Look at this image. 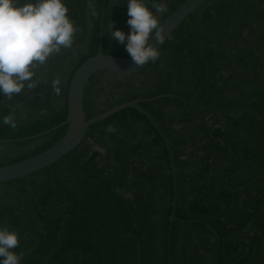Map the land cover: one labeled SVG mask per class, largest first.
<instances>
[{"label":"trees","instance_id":"1","mask_svg":"<svg viewBox=\"0 0 264 264\" xmlns=\"http://www.w3.org/2000/svg\"><path fill=\"white\" fill-rule=\"evenodd\" d=\"M185 1L166 0L160 24ZM65 2L80 30L72 48L37 69L49 83L12 100L0 94V118L14 112L17 124L0 123V168L65 136L66 125L52 129L66 121L73 75L100 51L101 24L102 52L130 58L108 28L114 21L113 30L130 32L127 0ZM162 95L175 96L140 105L170 140L176 164L171 264H264V0H208L155 63L131 76L95 74L84 110L90 120ZM172 197L163 140L127 109L92 125L52 166L0 184V226L19 232L20 264H67L71 254V264H138V245L141 264H167Z\"/></svg>","mask_w":264,"mask_h":264},{"label":"clouds","instance_id":"2","mask_svg":"<svg viewBox=\"0 0 264 264\" xmlns=\"http://www.w3.org/2000/svg\"><path fill=\"white\" fill-rule=\"evenodd\" d=\"M167 10L166 0H127L130 32L113 30L114 21L109 24L110 38L125 46L136 67L160 58L159 49L150 41L154 37L156 43L163 42L158 14ZM79 30L65 0H0V94L12 100L48 84L37 69L46 67L62 50L72 48ZM50 83L53 93L60 95V77L55 76ZM0 123L15 129V113L4 115ZM18 237L19 232L0 226V264H20L23 256L13 251L19 247Z\"/></svg>","mask_w":264,"mask_h":264},{"label":"water","instance_id":"3","mask_svg":"<svg viewBox=\"0 0 264 264\" xmlns=\"http://www.w3.org/2000/svg\"><path fill=\"white\" fill-rule=\"evenodd\" d=\"M207 1L208 0H186L176 11H174L161 23V26L164 29L163 42L160 44L156 43L154 37L150 42L154 44L159 49L160 52L166 41L169 39V37ZM102 33H103V25L101 24L100 51L96 56L86 60L73 75L67 94L68 112H67L66 121L52 129L55 130L59 127L66 125L67 131L65 136L60 141H58L54 146L34 157H31L27 160L12 165L1 167L0 184L29 176L33 173L39 172L45 168L52 166L53 164L61 160L64 156H66L67 154H69L70 152H72L73 150H75L80 146V144L85 140L87 133L92 125L100 123L123 110L134 109L139 113H141L145 118H147L150 124L156 129V131L158 132V134L160 135L161 139L165 144V147L168 152V158L171 164L173 197H172V208H171V214L169 218V226L167 232V264H171L172 233H173V227L175 223L178 221L177 212H176L177 204H178V183H177L176 164H175L174 154L170 144V140L168 139V137L166 136V134L164 133L158 122L155 120V118L147 110H145L140 105V103L153 101L160 98H165L168 96L174 97L175 95H162V96L154 97L152 99L126 102L115 106L114 108L106 111L105 113L93 119L88 120L84 110V94L88 82L95 74L99 72H108L118 76H131L133 74L139 73L151 63L149 62L143 66L136 67L133 64L131 57L122 58L112 55H105L102 52V45H103ZM52 130L45 131L42 134L29 137L26 139H17L16 141H23L27 139L37 138L41 135H45L49 133ZM67 219L68 216L65 217L62 225H64ZM60 236H61V232L59 233V237ZM82 257L83 255L80 254L81 259ZM71 259H72V254L70 257V261L67 264H71ZM138 264H141L139 245H138Z\"/></svg>","mask_w":264,"mask_h":264}]
</instances>
